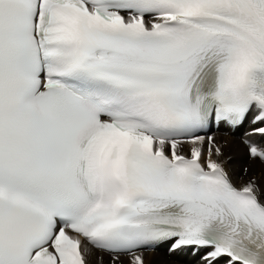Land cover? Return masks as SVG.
<instances>
[{
	"label": "snow or ice",
	"instance_id": "snow-or-ice-1",
	"mask_svg": "<svg viewBox=\"0 0 264 264\" xmlns=\"http://www.w3.org/2000/svg\"><path fill=\"white\" fill-rule=\"evenodd\" d=\"M149 253L264 264V0H0V264Z\"/></svg>",
	"mask_w": 264,
	"mask_h": 264
},
{
	"label": "bare ground",
	"instance_id": "bare-ground-1",
	"mask_svg": "<svg viewBox=\"0 0 264 264\" xmlns=\"http://www.w3.org/2000/svg\"><path fill=\"white\" fill-rule=\"evenodd\" d=\"M217 138L221 140L228 139L234 145V147H232L231 149L225 150V155L231 157V159L227 161L226 167H228L230 171H233L235 173H241L243 167H245L248 163L244 155V150L242 145H240L239 142L237 140H234L231 136L225 137L220 132H217ZM146 255L148 259L156 261L157 264L163 258L162 253L160 254L149 253Z\"/></svg>",
	"mask_w": 264,
	"mask_h": 264
}]
</instances>
